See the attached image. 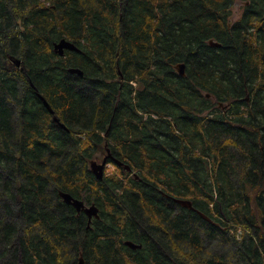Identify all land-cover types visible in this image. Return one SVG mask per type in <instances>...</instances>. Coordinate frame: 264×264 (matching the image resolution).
<instances>
[{"label":"trees","instance_id":"16d2710c","mask_svg":"<svg viewBox=\"0 0 264 264\" xmlns=\"http://www.w3.org/2000/svg\"><path fill=\"white\" fill-rule=\"evenodd\" d=\"M80 256L264 264V0H0V264Z\"/></svg>","mask_w":264,"mask_h":264},{"label":"water","instance_id":"95a60500","mask_svg":"<svg viewBox=\"0 0 264 264\" xmlns=\"http://www.w3.org/2000/svg\"><path fill=\"white\" fill-rule=\"evenodd\" d=\"M208 44L211 46H216L219 47L221 44L218 42H214L212 39L208 41ZM65 50H70V51H78V48L74 43H72L70 40H67L66 38H61L58 42H55L53 44V51L58 54L59 56H63ZM16 65L20 64V59H15L14 60ZM176 71L180 75L185 74V64L184 63H179L175 66ZM70 71L73 73H77L78 75L82 76V71L78 68H70ZM44 106L48 109L49 113L52 114V121L56 123L58 126L65 128V125L63 122L60 121V119L54 114V110L50 107L49 103L46 101L44 97L39 95ZM209 96V94H207ZM111 159L116 165L121 166L122 162L115 159L112 157L109 153L106 154L103 159L101 160L100 163L95 160L90 161V170L91 172L95 175L97 179H102L104 175V167L107 164V160ZM124 167L127 170H130V167L127 165H124ZM59 196L62 198L63 202L71 205L72 207L75 208V210L80 213L81 211L84 212L88 218V224L87 227L90 226L92 218H98V208L94 204L86 205L82 200L73 197L70 193L65 192V191H60ZM176 203H179L182 206L192 208L191 201L188 199H179V198H174L173 199ZM124 244L132 249L140 248L141 245L136 244L130 240H125ZM77 264H84V259L82 256L79 257L78 263Z\"/></svg>","mask_w":264,"mask_h":264},{"label":"rangeland","instance_id":"374dc122","mask_svg":"<svg viewBox=\"0 0 264 264\" xmlns=\"http://www.w3.org/2000/svg\"><path fill=\"white\" fill-rule=\"evenodd\" d=\"M237 5H239V6L237 7ZM241 6H242L241 2H236L235 7L233 9L232 16H231V22L235 21L240 16ZM104 156H105V154L104 155H97L92 160L98 161V163H100ZM89 167H90V164H89ZM116 171H117L116 166L111 162H108L107 165L104 167V172L106 175L115 174Z\"/></svg>","mask_w":264,"mask_h":264},{"label":"flooded vegetation","instance_id":"af4514ba","mask_svg":"<svg viewBox=\"0 0 264 264\" xmlns=\"http://www.w3.org/2000/svg\"><path fill=\"white\" fill-rule=\"evenodd\" d=\"M239 5H237V7H238Z\"/></svg>","mask_w":264,"mask_h":264}]
</instances>
